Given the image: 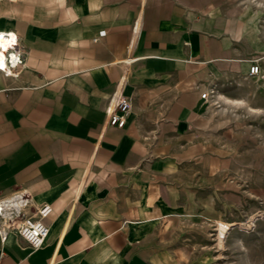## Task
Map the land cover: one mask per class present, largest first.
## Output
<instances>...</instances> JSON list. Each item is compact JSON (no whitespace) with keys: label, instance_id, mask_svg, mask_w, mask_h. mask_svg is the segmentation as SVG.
<instances>
[{"label":"crops","instance_id":"crops-1","mask_svg":"<svg viewBox=\"0 0 264 264\" xmlns=\"http://www.w3.org/2000/svg\"><path fill=\"white\" fill-rule=\"evenodd\" d=\"M256 13L244 0L0 2L25 58L20 75L0 71V197L26 190L30 213L54 209L46 244L0 238V264H156L152 232L183 207L177 178L212 154L222 109L202 94L235 107L255 62L264 75ZM118 92L132 104L122 129L107 112Z\"/></svg>","mask_w":264,"mask_h":264},{"label":"rangeland","instance_id":"rangeland-1","mask_svg":"<svg viewBox=\"0 0 264 264\" xmlns=\"http://www.w3.org/2000/svg\"><path fill=\"white\" fill-rule=\"evenodd\" d=\"M244 1L257 12L264 44V0ZM261 82L249 83L235 107L213 103L222 111L211 157L186 165L177 178L183 207L152 232L156 264H264V89L255 94ZM220 223L229 226L222 237Z\"/></svg>","mask_w":264,"mask_h":264},{"label":"built area","instance_id":"built-area-1","mask_svg":"<svg viewBox=\"0 0 264 264\" xmlns=\"http://www.w3.org/2000/svg\"><path fill=\"white\" fill-rule=\"evenodd\" d=\"M15 0H0V2H14ZM4 36L5 45L0 47V59L4 62V68L0 69L5 76L20 75V67L25 65V58L20 50V40L16 32H0ZM106 36V31H101L94 42ZM11 37V38H10ZM264 79L260 66L255 62L249 72V77ZM218 90L216 87L202 94L203 100L218 103ZM109 125L117 128H124L132 114V104L129 98L118 92L114 95L111 105L107 110ZM32 207L31 196L26 190H18L9 196L0 197V238L5 243L10 234L16 233L26 240L34 250L42 248L49 237L50 228L45 223L54 209L49 204H44L33 213L29 210ZM4 252H0V261Z\"/></svg>","mask_w":264,"mask_h":264},{"label":"bare ground","instance_id":"bare-ground-1","mask_svg":"<svg viewBox=\"0 0 264 264\" xmlns=\"http://www.w3.org/2000/svg\"><path fill=\"white\" fill-rule=\"evenodd\" d=\"M5 42L2 40L0 41V47L4 46ZM229 229V226L225 223H220V237L224 236L227 230ZM222 240V238H220Z\"/></svg>","mask_w":264,"mask_h":264},{"label":"snow or ice","instance_id":"snow-or-ice-1","mask_svg":"<svg viewBox=\"0 0 264 264\" xmlns=\"http://www.w3.org/2000/svg\"><path fill=\"white\" fill-rule=\"evenodd\" d=\"M11 38V37H10ZM4 40V36L0 35V41ZM3 53H0V56H2ZM4 68V62L2 59H0V69Z\"/></svg>","mask_w":264,"mask_h":264}]
</instances>
